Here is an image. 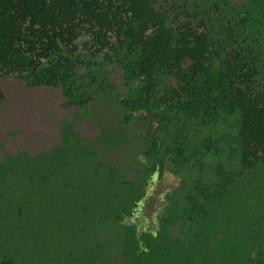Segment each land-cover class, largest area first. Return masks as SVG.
Masks as SVG:
<instances>
[{
  "label": "trees",
  "instance_id": "16d2710c",
  "mask_svg": "<svg viewBox=\"0 0 264 264\" xmlns=\"http://www.w3.org/2000/svg\"><path fill=\"white\" fill-rule=\"evenodd\" d=\"M116 2L0 0V77L119 107L0 155V264H264V0Z\"/></svg>",
  "mask_w": 264,
  "mask_h": 264
},
{
  "label": "rangeland",
  "instance_id": "374dc122",
  "mask_svg": "<svg viewBox=\"0 0 264 264\" xmlns=\"http://www.w3.org/2000/svg\"><path fill=\"white\" fill-rule=\"evenodd\" d=\"M97 10L108 12L118 9L116 0H94ZM0 90L4 96L0 99V155L5 150L18 151L21 149L36 153L49 149L60 139V124L67 118L76 123L84 137H94L98 134V123L109 121L117 123L118 105L112 101H99L90 107L93 114L85 113L78 106H66L58 88L51 86H34L19 77H0ZM136 127L130 136V149L123 153L112 154L121 168L131 176H136V161L141 156L133 157V150L141 146ZM253 144L246 146L247 153L253 152ZM181 177L166 171L160 178H153L148 187L153 197L158 200L165 191L175 187Z\"/></svg>",
  "mask_w": 264,
  "mask_h": 264
}]
</instances>
